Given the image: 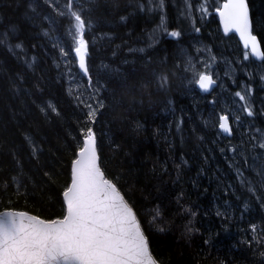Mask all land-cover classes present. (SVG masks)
Returning a JSON list of instances; mask_svg holds the SVG:
<instances>
[{
  "label": "trees",
  "instance_id": "1",
  "mask_svg": "<svg viewBox=\"0 0 264 264\" xmlns=\"http://www.w3.org/2000/svg\"><path fill=\"white\" fill-rule=\"evenodd\" d=\"M163 1L176 38L153 37L157 0H90L66 16L47 0H0V212L62 219L72 163L91 128L99 166L158 264H264V58L223 35L216 9L192 33L183 0ZM247 3L264 54V0ZM72 12L88 43L81 85L62 60H75ZM196 43L237 65L247 102L240 86L228 85L231 96L197 89L186 70ZM224 115L230 137L219 129Z\"/></svg>",
  "mask_w": 264,
  "mask_h": 264
},
{
  "label": "snow or ice",
  "instance_id": "2",
  "mask_svg": "<svg viewBox=\"0 0 264 264\" xmlns=\"http://www.w3.org/2000/svg\"><path fill=\"white\" fill-rule=\"evenodd\" d=\"M217 11L224 32L234 30L252 56L264 58L257 37L250 31L246 0H225ZM72 16L75 53L80 69L87 75L85 22L76 12ZM197 83L207 91L213 80L201 74ZM248 114L252 115L250 111ZM95 115L90 111L88 119L94 120ZM219 127L230 134L226 116L220 117ZM78 156L71 186L63 193L67 205L63 219L46 222L25 213L0 215V264H157L132 209L97 167L96 141L91 128Z\"/></svg>",
  "mask_w": 264,
  "mask_h": 264
},
{
  "label": "rangeland",
  "instance_id": "3",
  "mask_svg": "<svg viewBox=\"0 0 264 264\" xmlns=\"http://www.w3.org/2000/svg\"><path fill=\"white\" fill-rule=\"evenodd\" d=\"M47 1L51 3L54 8L58 10L61 8L63 15L66 16L71 13L72 8L75 9L76 7L85 5L90 0H72L71 5H69V0H47ZM150 1L152 2L153 0H150ZM157 1L160 5L159 14L161 15V24H160V27H158L154 31L155 34L153 35V37L161 38L162 36L166 35L170 38H176V36H172L171 33H168L166 29V22H165L166 9H165L164 1L163 0H157ZM183 2L187 10V13L189 14L192 33L195 32L194 29H195L196 22L198 20L201 22H204L210 16V14L213 13L215 9L220 8V5L222 3L221 0H183ZM69 32H70V36H72V38L74 39L75 30L70 29ZM55 35H56L55 42L56 44L58 43L60 45L62 42V40H60L61 36L59 34H55ZM75 46L76 45H75V39H74L73 46H72L73 48L72 57L75 60L73 61L71 56L67 53L63 55L62 60L64 62V67L69 73V75L71 76L74 84L81 85V79L83 75L80 73V70L78 68V62L76 61ZM86 46H88L87 42H86ZM85 59H87L86 56H85ZM186 59L188 62L186 66L187 68L186 70L189 71V75L191 79H193L196 82V84L201 74L208 75L218 82V88H217L218 93L220 94L227 93L230 96L231 94H229V92L232 89L228 85L230 84L231 87L240 86L244 90V92L243 94L239 93L240 94L239 97L240 98L244 97L245 102H247V99H248L247 96H248V91H249L248 84L243 79V77H241L242 79L239 80V84H238L236 80V78L239 76L237 65L233 64L230 60H227L225 58L218 59L217 55L213 52L211 48L207 47L206 45H202V46L198 45L197 43L194 44L193 47H191ZM244 60L245 61L248 60L247 55L244 56ZM239 63L240 64H238V66L242 67L243 72L248 76L250 73L249 67L242 61ZM87 67L89 69L90 63L87 64ZM234 102L237 103V101H234ZM237 105L240 106V103ZM224 116H226L229 121L228 115H224ZM260 136L264 137V134L263 135L260 134ZM260 147H261V150L264 152V140H262V142L260 143ZM262 155H264V153H262Z\"/></svg>",
  "mask_w": 264,
  "mask_h": 264
},
{
  "label": "water",
  "instance_id": "4",
  "mask_svg": "<svg viewBox=\"0 0 264 264\" xmlns=\"http://www.w3.org/2000/svg\"><path fill=\"white\" fill-rule=\"evenodd\" d=\"M225 2V1H224ZM223 2V3H224ZM222 3V4H223ZM246 3H247V0H246ZM222 4H221V6H220V8L222 7ZM247 5H248V3H247ZM248 9H249V5H248ZM215 14H216V16H217V19H218V21H219V25H220V28H221V31H222V33L224 34V35H231V34H233V35H235L237 38H238V40H239V42L241 43V45H242V47L245 49V50H248L249 52H250V54H251V51H250V49H246L245 48V46H244V42L240 39V36H239V34L238 33H236L234 30L233 31H231V32H229V33H225L224 32V30H223V24H222V22H221V20H220V18H219V14H218V11L216 10L215 11ZM249 21H250V31L252 32V23H251V16H250V10H249ZM253 34V33H252ZM257 42H258V44L260 45V43H259V40H258V38H257ZM260 48H261V46H260ZM262 52V51H261ZM263 54V53H262ZM252 56V55H251ZM77 57V56H76ZM252 58L253 59H255L256 61H261V60H263V58H262V56H252ZM77 61H78V66H79V59H78V57H77ZM85 63H86V61H85ZM79 69H80V67H79ZM81 70V69H80ZM81 72H82V74L83 75H85L84 74V72L81 70ZM88 75V74H87ZM87 75H85V76H87ZM211 79L213 80V83L209 86V88H208V90L207 91H204V90H202L200 87H199V85H198V83H197V89L202 93V94H209L214 88H216V86H217V82L211 77ZM229 127H230V125H229ZM220 128V127H219ZM220 131H222L221 129H220ZM222 133L224 134V135H226V136H228V137H230L231 136V130H230V134L229 133H225V132H223L222 131ZM96 151H97V148H96ZM80 152V151H79ZM79 152H78V154H79ZM78 154H77V158L76 159H78L79 158V156H78ZM75 159V160H76ZM74 160V161H75ZM73 165H74V162H73V164H72V169H73ZM97 167L100 169V171H101V173L103 174V172H102V170H101V168H100V166H99V156H98V152H97ZM72 169H71V182H72ZM103 177H104V179H106V180H108L106 177H105V175L103 174ZM109 181V180H108ZM110 182V181H109ZM113 184V183H112ZM114 185V184H113ZM70 186H71V184H70ZM69 186V187H70ZM115 186V185H114ZM117 189V188H116ZM117 191H118V189H117ZM118 193L122 196V194L118 191ZM123 197V196H122ZM123 199H124V197H123ZM63 200H64V195H63ZM124 201H125V203L128 205V203L126 202V200L124 199ZM64 203H65V207H66V211H67V205H66V202H65V200H64ZM129 206V205H128ZM130 207V206H129ZM131 208V207H130ZM132 209V208H131ZM133 211V210H132ZM5 212H16V213H25V214H27V215H31V216H34V215H32V214H29V213H27V212H20V211H12V210H7V211H2V212H0V215H2L3 213H5ZM67 214V213H66ZM133 214H134V216H135V218H136V221H137V224H138V226H139V228H140V230H141V232H142V234L144 235V237L146 238V235L144 234V231H143V229H142V227H141V225H140V223H139V221H138V219H137V217H136V215H135V213H134V211H133ZM36 217V216H35ZM38 218V217H37ZM40 219V218H39ZM56 220H58V219H56ZM46 222H50V221H46ZM146 241H147V243H148V240H147V238H146ZM150 253H151V251H150ZM151 255H152V253H151ZM153 256V255H152ZM153 258H154V256H153ZM155 259V258H154ZM155 261H156V259H155ZM157 262V261H156ZM157 264H158V262H157Z\"/></svg>",
  "mask_w": 264,
  "mask_h": 264
},
{
  "label": "bare ground",
  "instance_id": "5",
  "mask_svg": "<svg viewBox=\"0 0 264 264\" xmlns=\"http://www.w3.org/2000/svg\"><path fill=\"white\" fill-rule=\"evenodd\" d=\"M224 35V34H223ZM236 39H238L237 37H236ZM239 41V40H238ZM220 72V71H219ZM253 76V75H252ZM223 78H224V76H223ZM256 78V77H255ZM250 79V78H249ZM235 80V79H234ZM246 81V80H245ZM235 82V81H234ZM247 82V81H246ZM245 82V83H246ZM227 85V84H226ZM260 85V84H259ZM236 88H238V87H236ZM230 90V89H229ZM264 103V102H263ZM263 105V104H262Z\"/></svg>",
  "mask_w": 264,
  "mask_h": 264
}]
</instances>
